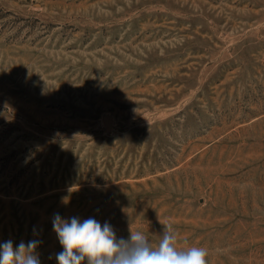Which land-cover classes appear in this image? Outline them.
Wrapping results in <instances>:
<instances>
[{"label":"rangeland","instance_id":"1","mask_svg":"<svg viewBox=\"0 0 264 264\" xmlns=\"http://www.w3.org/2000/svg\"><path fill=\"white\" fill-rule=\"evenodd\" d=\"M56 214L264 264V0H0V243Z\"/></svg>","mask_w":264,"mask_h":264},{"label":"clouds","instance_id":"2","mask_svg":"<svg viewBox=\"0 0 264 264\" xmlns=\"http://www.w3.org/2000/svg\"><path fill=\"white\" fill-rule=\"evenodd\" d=\"M63 251L56 254L57 264H207L208 250L191 246L178 248L177 235L167 226L153 245L142 231H130L128 238H118L112 226L89 217L65 220L56 214L52 221ZM41 241L11 239L0 243V264H40L37 248Z\"/></svg>","mask_w":264,"mask_h":264}]
</instances>
